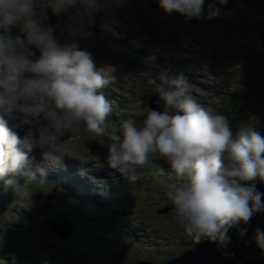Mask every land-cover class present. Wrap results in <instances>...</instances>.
I'll use <instances>...</instances> for the list:
<instances>
[{"label":"clouds","instance_id":"clouds-1","mask_svg":"<svg viewBox=\"0 0 264 264\" xmlns=\"http://www.w3.org/2000/svg\"><path fill=\"white\" fill-rule=\"evenodd\" d=\"M158 4L187 19L204 15L205 0ZM226 4L210 2L208 18L220 15L219 5ZM105 5L106 0H0V181L22 201L31 195L17 176L42 182L51 166L72 157L77 141L105 133L112 105L102 90L117 80L116 67H97L76 42L88 34L86 28L60 27L68 36L64 41L47 13L59 17L74 10L90 20ZM152 83L164 110H148L141 123L124 120L108 145V166L132 182L138 168L167 161L178 178L166 193L172 222L194 242L227 246L229 229L264 211V194L253 183L264 182V136L252 121L234 131L226 115L199 103L183 74L161 72ZM14 128H26L25 134ZM66 134L72 139L57 147ZM37 147L45 149L39 161L30 155ZM255 240L264 249L260 229Z\"/></svg>","mask_w":264,"mask_h":264},{"label":"bare ground","instance_id":"bare-ground-1","mask_svg":"<svg viewBox=\"0 0 264 264\" xmlns=\"http://www.w3.org/2000/svg\"><path fill=\"white\" fill-rule=\"evenodd\" d=\"M178 15L172 12L170 21ZM67 22L57 25H77L73 16ZM254 24L263 22L255 20ZM161 30L177 36L166 27ZM78 43L90 50L83 36ZM210 72L207 67L202 74L197 94L206 108L225 95L217 90L218 80ZM150 109L155 108L118 107L106 119L103 135L77 141L72 157L65 156L62 163L51 166L42 182L17 176L20 183H26L30 201L20 200L0 181V264H166L205 240L194 242L172 222L174 208L166 193L178 178L167 161L157 159L153 166L138 168L132 182L108 166V145L119 135L122 122L134 118L141 123L136 114L144 119ZM217 112L229 118L234 131L252 121L264 136V108L229 106ZM71 139L66 134L57 147ZM43 151L37 147L30 155L39 161ZM253 183L257 189L264 182ZM260 229L264 231V223ZM220 256L233 258L234 254Z\"/></svg>","mask_w":264,"mask_h":264},{"label":"rangeland","instance_id":"rangeland-1","mask_svg":"<svg viewBox=\"0 0 264 264\" xmlns=\"http://www.w3.org/2000/svg\"><path fill=\"white\" fill-rule=\"evenodd\" d=\"M120 2L122 6L115 8V0H106L105 8L96 12L97 16L94 15L92 17H97V22L124 27L129 35L137 37H142L143 35L149 36L150 40L155 45L161 46L168 55L176 54L182 60H190L194 63V66L200 68L199 74H205V69L207 67L210 68V74L218 80L217 90L225 92L223 98L227 97L230 93L237 92L242 87L241 84L246 82L244 74H247V77L264 74L261 71L257 57L259 49L255 45L247 42L245 48L237 49L235 45H221L219 43L228 38L230 42L236 44L239 41V36L251 38L245 31L222 26L217 27L214 33L210 32L206 26L207 24H204L206 21H209V18L204 14L202 18L188 20L186 22L187 29L177 32V36L170 33L166 34L161 29L152 27L150 25L151 21L140 14L141 10H147L143 7H149L148 3L144 2V0H120ZM222 6L230 12V15H228L222 9L221 14L218 15L222 20L239 25L242 23L240 18L244 14L242 11L228 3ZM151 9L156 11L158 7H152ZM47 15L50 20L52 18L51 12L49 11ZM158 17H162V15L158 14ZM255 20H259L258 15L255 16ZM85 22L83 19L75 27H83L82 24ZM258 29L259 26L255 24L253 28L254 36H252L254 44H257L259 41L262 42V36ZM58 31H60V27H58ZM94 37V33H88L83 37L84 45L87 42H92ZM58 38L64 41L68 40L66 33L61 31L58 33ZM141 39L144 41L143 37ZM157 39H160L162 43H155ZM76 42H78V37L76 38ZM262 43L264 45V42ZM80 46L83 48L82 44ZM37 55H39L38 52ZM131 85H134V82ZM105 89L107 92H110V87L107 86ZM111 97L110 102L112 109L115 111L117 105L116 98L115 96ZM251 97L246 102L248 107H254L256 103L264 106V85H261L260 88L257 85H253V96ZM13 130L19 135L18 128H14Z\"/></svg>","mask_w":264,"mask_h":264},{"label":"water","instance_id":"water-1","mask_svg":"<svg viewBox=\"0 0 264 264\" xmlns=\"http://www.w3.org/2000/svg\"><path fill=\"white\" fill-rule=\"evenodd\" d=\"M257 190L264 194V183H261ZM261 200L264 202V195L261 196ZM263 223L264 211L254 213L247 224L241 223L238 227L229 229L231 242L227 246L205 239L191 252H186L182 257L166 264H264V249L258 247L256 240L253 239L256 230L260 229ZM240 229H246V232L241 234ZM221 253H233L234 256L221 257Z\"/></svg>","mask_w":264,"mask_h":264},{"label":"trees","instance_id":"trees-1","mask_svg":"<svg viewBox=\"0 0 264 264\" xmlns=\"http://www.w3.org/2000/svg\"><path fill=\"white\" fill-rule=\"evenodd\" d=\"M153 0H151V1H147V3H148V6L149 7H143V8H145V9H150V3L152 2ZM75 11L74 10H70L69 11V13L68 14H65L64 16H59V17H57V16H52V18L49 20L53 25L54 24H57L58 22H63V23H66L67 22V20H68V22L67 23H69V20H70V17L73 15V13H74ZM82 17H84L82 14H80ZM58 18V19H57ZM57 19V20H56ZM243 23H244V17H242V23L240 24V25H236V26H233L234 28H238L239 29V31H241V30H244V28H243ZM253 28V27H252ZM60 31H58L57 32V34L59 33ZM252 36H254V35H252ZM238 40H239V43L237 44V46H238V48L240 49V48H245V45H247V42H249V43H253V37H251V38H244V37H241V36H239L238 37ZM263 41H264V37H263ZM97 47L98 48H101V46L99 45V44H97ZM259 47V46H258ZM103 51V50H102ZM262 52H264V50H262ZM262 52H259L258 53V55H257V57H258V60L261 58V55H262ZM104 54H105V49H104ZM94 60H95V62H96V64H99V63H101V60H102V55H99V56H95L94 57ZM114 63H116V64H120V63H122L121 62V60H114ZM258 76V75H257ZM259 77V81L261 82V84H262V86L264 85V78L262 77V76H258Z\"/></svg>","mask_w":264,"mask_h":264}]
</instances>
